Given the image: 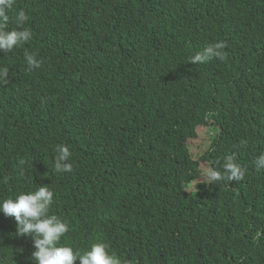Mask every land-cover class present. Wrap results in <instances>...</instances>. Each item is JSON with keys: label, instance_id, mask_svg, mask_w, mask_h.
I'll return each instance as SVG.
<instances>
[{"label": "trees", "instance_id": "16d2710c", "mask_svg": "<svg viewBox=\"0 0 264 264\" xmlns=\"http://www.w3.org/2000/svg\"><path fill=\"white\" fill-rule=\"evenodd\" d=\"M123 1L62 0L65 8L76 9L71 25L93 19L84 30H109L110 19L130 27L140 18L139 34L117 38L101 32L105 49H68L70 59L58 64L40 46L0 51V67L9 69L8 83L0 84V201L47 185L54 192L50 209L63 210L58 217L93 226L99 216H87L93 205L112 209V225L142 264H264V168L255 163L264 154V0ZM163 11L190 12L193 38L181 21L159 20ZM219 41L226 43L223 60L188 62ZM89 42L86 35L77 43ZM25 49L42 60L35 70L45 78L37 89L54 84L56 98L82 121L77 126L70 123L74 117L58 114L50 115V125L47 115L31 108L24 88L35 80L26 70ZM69 62L78 65L80 86L70 69H62ZM200 124L216 128L203 160L219 167L233 157L245 169L242 180H197L202 171L192 159L190 139ZM58 144L70 147L71 173L53 171ZM87 169L118 178L126 188L123 203L100 188L81 194ZM193 182L198 190L189 195L184 185ZM13 219L0 220V264H34L32 237L17 235ZM74 243L77 251L89 248Z\"/></svg>", "mask_w": 264, "mask_h": 264}, {"label": "clouds", "instance_id": "9594fccd", "mask_svg": "<svg viewBox=\"0 0 264 264\" xmlns=\"http://www.w3.org/2000/svg\"><path fill=\"white\" fill-rule=\"evenodd\" d=\"M125 1L127 0L123 2ZM75 10V8H65L62 0H55L49 5H41L39 0H0V51L7 54L21 47L40 46L43 48L40 51L44 56L53 64H58L61 60L70 59V55L67 53L68 49H76L78 46L82 49H105L106 45L101 42V32L117 38L140 33L138 30L141 24L140 18H136L130 27H124L119 23L112 24V19H110L109 30L104 29L103 26L98 31L84 30L83 28L89 26L93 19L91 18L90 22L80 27L71 25L70 20L73 18ZM55 15H59V18L55 19ZM158 19L166 22L181 21L185 24V29L192 31V35L188 36L189 41L193 38L195 19L190 12L163 11ZM86 35L91 37V42L87 46L79 45L77 42ZM225 48L224 41L216 42L189 56L188 62L202 65L213 58L223 60ZM25 51L26 70L32 73V78L35 80V83L31 85L33 88H24L33 99L31 108L38 109V112L47 115V122L50 125L55 123L50 115L58 114L62 119L66 116L74 117L70 123L72 126H77L82 121L76 119L78 115L75 116L68 111L69 109H65L64 99L56 98V93L60 92L57 91L54 84H50L51 88L47 91L37 89L38 82L45 76L35 70L41 67L42 60L32 54L30 49H25ZM77 67V63L72 65V62H69L62 69L65 71L70 69L76 83L75 86H80V83L83 84V82L75 73ZM8 75V67H0V84L8 83ZM73 87L70 88L73 89ZM36 102L45 105L39 108L35 105ZM92 121L95 122V119L92 118ZM55 153L53 171L55 173H71L73 166L70 162L72 156L70 147L67 144H58L55 146ZM191 154L193 160L205 161L203 160L205 152L200 159H195L192 151ZM24 163V160L19 161L20 166H23ZM255 163L258 168H264V154L258 156ZM208 164L209 166L201 174V179L205 184L240 181L245 175V169L231 156L225 157L219 167ZM187 186L188 184L184 185V189L189 195H194L198 190L197 187L191 193L187 190ZM78 187L83 195L87 193V187L100 188L103 192L112 191L113 195L110 198L114 203H123L127 196L122 194L121 191L126 188L118 178L94 169L86 170ZM53 197V190L47 185H42L36 187L34 191L20 193L14 198L0 201V213H3L0 215V220H3V216L13 217L17 235L32 237L35 250L31 254V259L34 264H142L139 259L129 253V241L123 236L118 225H112L110 221L112 209L106 210L101 205H93L87 211V216L93 213H98L99 216L93 226H87L86 219L76 222L66 214V218L58 217V212L63 210L60 208L50 209L54 203ZM50 211L55 212L53 214ZM0 229H4L2 222ZM63 238L67 239V243L60 242ZM72 239L75 240L76 246L82 245L89 248L77 251L71 245ZM3 241V238L0 237V243Z\"/></svg>", "mask_w": 264, "mask_h": 264}, {"label": "rangeland", "instance_id": "374dc122", "mask_svg": "<svg viewBox=\"0 0 264 264\" xmlns=\"http://www.w3.org/2000/svg\"><path fill=\"white\" fill-rule=\"evenodd\" d=\"M195 131L197 133L196 138L190 139V149L193 152L195 159H200L204 152L209 149L212 138L215 136L216 128L212 125L208 124H200L196 126ZM200 162V170H203L209 166V164L205 161ZM201 172V174H202ZM198 181H202L201 175L198 178ZM197 189L196 183L189 184L187 186V190L193 193Z\"/></svg>", "mask_w": 264, "mask_h": 264}]
</instances>
